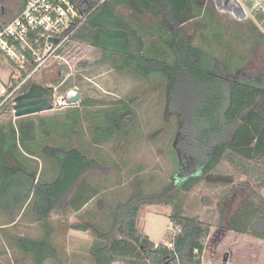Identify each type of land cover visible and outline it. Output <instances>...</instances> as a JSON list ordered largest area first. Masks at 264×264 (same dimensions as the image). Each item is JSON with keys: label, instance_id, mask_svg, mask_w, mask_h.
<instances>
[{"label": "trees", "instance_id": "16d2710c", "mask_svg": "<svg viewBox=\"0 0 264 264\" xmlns=\"http://www.w3.org/2000/svg\"><path fill=\"white\" fill-rule=\"evenodd\" d=\"M75 1L84 19L56 54L72 43L93 48L100 53L97 64L107 63L117 73L161 89L166 110L178 121L174 149L178 169L170 182L146 193L143 181L136 177L137 169L129 196L107 209L105 227L91 220L70 225L92 236L87 249L92 263L200 264L210 227L198 216L183 214L181 195L206 181L222 160L246 164L261 177L253 187L244 185L245 194L231 212L221 203L217 227L264 241L260 194L264 189V73L245 74L248 53L237 47L231 50L229 26L217 19L212 0ZM25 4L26 0H0V27L19 15ZM254 18L264 27L260 11H255ZM232 23L250 34L243 44L252 40L264 44L254 21ZM7 61L19 75L11 79L8 92L22 84L7 99L0 96V116L8 115L0 120V211L8 215L9 224L20 214H29L41 228V236L2 230L1 236L13 250L16 264L24 258L31 264H63L53 245L51 216L77 213L98 196L99 189L92 188L88 179L94 173H106L108 164L100 147L114 140L125 142L131 134L133 141L140 135L133 109L136 98L102 109H88L96 103L84 98L60 114L14 118V99L34 85L26 77L35 64L29 54L22 66ZM64 77L51 82L57 84ZM66 84L59 92L71 87ZM84 119L87 131L82 127ZM160 130L150 138L158 137ZM151 205L171 209L170 226L179 228L168 239L172 250L166 243L141 245L146 237L138 230L137 220L140 208Z\"/></svg>", "mask_w": 264, "mask_h": 264}, {"label": "rangeland", "instance_id": "374dc122", "mask_svg": "<svg viewBox=\"0 0 264 264\" xmlns=\"http://www.w3.org/2000/svg\"><path fill=\"white\" fill-rule=\"evenodd\" d=\"M212 6L214 8L213 3ZM216 12L217 19L229 26L227 39L232 41L231 50L237 47L240 51L248 53L245 74L253 77L263 74L264 44L255 40L249 41V44H243L244 41L249 40L248 31L235 26L232 22L236 20L230 14ZM247 20L241 22L245 23ZM260 27L262 26H257L263 36ZM236 36H238V40ZM99 60L100 53L98 51L86 45L72 43L62 54L49 58L31 80L34 84L41 83L44 87L56 89L55 96L52 97L53 110L42 112L39 116L63 113L67 109L77 106L80 99L84 98L96 103L89 106L88 109H102L112 106L116 101L136 98L133 102V109L138 119L140 135L133 141L131 134L125 142L114 140L102 145L100 154L108 164L106 173H97V176L92 179L93 184L99 181L101 188L105 190L100 193L98 202L93 205L97 208L100 206L103 210L104 213L97 222L100 226L105 227L108 222L105 213L107 208L129 196L133 171L139 169L136 177L143 181V191L146 193L157 191L172 180L178 169L174 163L178 121L166 110L161 89L153 90L152 87H149L150 85L141 83L127 74L117 73L107 63L97 64L96 62ZM79 63L86 64L80 66ZM59 66L65 67V69H60ZM10 72L16 77L19 76L4 57L0 56V90L1 88L6 89ZM63 74L65 77L61 82L57 84L51 82ZM68 76L71 78L65 82ZM65 84L66 87L71 85L68 90L73 91L74 95L76 92L79 94L78 101L69 103V98L66 95L68 90L59 92V89L65 87ZM7 118L8 115L0 116V120ZM82 127L84 131H87V119L83 120ZM159 129H161L159 136L151 139V134ZM84 138L86 141L89 140L88 133ZM259 177H261L260 172L249 168L246 164L234 165L229 160H222L206 181L197 184L189 193L181 195L183 214L198 216L203 223L210 227L209 235L204 240L205 249L200 258V264H264V241L250 236L222 232L217 227L221 203H226L228 211L231 212L245 194L244 185L255 186V181ZM260 194L264 198V189ZM167 209L163 206L140 208L137 227L141 234L144 231L148 235L146 237L142 234L146 239L150 238L151 242L164 244L168 242L171 226L168 223V218L163 215L167 214ZM148 210L159 213L148 216L145 214ZM8 219V215L0 211V224ZM79 220L89 221V218L85 213L80 214L79 218L71 213H53L51 216V222L58 230L71 224H77ZM19 223L30 225L28 236L40 235L39 229L35 228L36 226L28 214H24ZM78 235L85 239L73 238V249L69 247L66 250V244L63 241L64 235L57 234V244L60 248L65 249L64 262L66 264H93L87 255L86 248V245L88 247V243L93 240L92 236L88 233H78ZM2 240L4 242L0 240V253L3 251V256L0 254V262L4 264L7 261L8 264V257L12 258L14 253L10 247L6 246L5 240ZM224 256L227 258L226 262H223ZM113 264L125 263L115 262Z\"/></svg>", "mask_w": 264, "mask_h": 264}, {"label": "built area", "instance_id": "2783aa9c", "mask_svg": "<svg viewBox=\"0 0 264 264\" xmlns=\"http://www.w3.org/2000/svg\"><path fill=\"white\" fill-rule=\"evenodd\" d=\"M212 3L215 11L230 14L238 22L250 18L259 26L254 18L255 11H260L264 17V0H212ZM83 19L75 0H26L23 11L6 26L0 27V52L19 66L23 65L29 54L35 66L26 79L32 78L49 58L58 56L57 51ZM262 27L260 30L264 36ZM18 77L13 76V79L17 80ZM10 85L0 90V95L6 96V99L20 86L8 92ZM55 93L56 89L52 88V97ZM66 93L67 98L74 96L71 90ZM178 231L179 228L171 227L169 237ZM166 244L168 249H173L172 242Z\"/></svg>", "mask_w": 264, "mask_h": 264}, {"label": "crops", "instance_id": "0c3cea01", "mask_svg": "<svg viewBox=\"0 0 264 264\" xmlns=\"http://www.w3.org/2000/svg\"><path fill=\"white\" fill-rule=\"evenodd\" d=\"M2 57H4V59L6 60V62L8 63V61H7V58L4 56V55H1ZM16 71V73L18 74V71L17 70H15ZM13 74L10 72L9 73V77H8V83H7V87L10 85V83H11V79H13ZM6 87V88H7ZM1 96V95H0ZM40 114V113H39ZM95 176H97V173H94L93 175H92V177L91 178H89L88 179V183H89V185L92 187V188H96V189H99V193H98V196L96 197V198H94L93 200H91L90 202H88V204H86L79 212H77V213H71V215H73V216H77V218H79V216H80V214H84L85 213V215L89 218V220H91V221H94V222H97L98 220H99V218L103 215V210L100 208V206H98V208L97 207H93V205L96 203V202H98L97 200H98V198H99V196H100V193L101 192H103V191H105L104 189H102L101 188V186H100V184H99V181L97 182V183H92V179L95 177ZM104 177V176H103ZM151 206H162V205H151ZM151 206H149V207H151ZM95 208V209H93V208ZM163 207H167L168 209V211H167V214H163L165 217H167L168 218V215H169V213H170V207H168V206H163ZM109 208V207H108ZM107 208V209H108ZM107 211V210H106ZM106 213V212H105ZM157 213H159V212H155V211H152V210H148V211H146V215H148V216H154V215H158ZM29 215V214H28ZM23 215L22 214H20L19 216H18V218L15 220V222L13 223V224H9V222L8 221H6V222H4V223H1L0 224V229L3 231V232H5V233H10V234H18V235H24V236H28V231H29V224L28 223H19V221H20V219H21V217H22ZM32 222L35 224V228H38L39 229V231H40V235L39 236H35V237H33V238H37V237H40L41 236V228L39 227V225L36 223V222H34L33 220H32ZM168 223H169V220H168ZM53 224V223H52ZM169 225H170V223H169ZM53 227H54V234H53V245H54V247H55V249H56V251L58 252V254H59V257L62 259V261H63V264H66L65 262H64V259L63 258H65V249H62V248H60L59 247V245L57 244V234L58 233H62L63 235H64V239H63V241L65 242V244H66V250H67V248H69V247H71V249H73L72 247H73V238H84V237H81V236H79L78 235V233H87V232H80V231H77V230H73V229H71L70 228V225H68V226H66V228H64V229H57L56 227H55V225L53 224ZM138 228V227H137ZM139 230V229H138ZM1 231H0V240L1 241H3L2 239V236H1ZM74 234H77V235H74ZM142 234H144L146 237L148 236L144 231L142 232ZM30 237H32V236H30ZM149 238V237H148ZM85 239V238H84ZM149 240V242H151V240H150V238L148 239ZM93 241V240H92ZM92 241L90 242V243H88V247H87V245H86V248L88 249L89 247H90V245H91V243H92ZM4 242V241H3ZM151 243H154V244H158L159 242H151ZM72 246H71V245ZM7 249V248H6ZM64 252V253H63ZM0 254H2V256H3V251H2V253H0ZM88 255V254H87ZM88 257H89V255H88ZM9 258V262H8V264H16L13 260H12V258L11 257H8ZM17 258H21L20 256H18ZM90 258V257H89ZM4 264H7V261H5V263ZM17 264H31V262L28 260V259H20V261H19V263H17ZM44 264H56V263H54V262H52V261H46Z\"/></svg>", "mask_w": 264, "mask_h": 264}, {"label": "water", "instance_id": "95a60500", "mask_svg": "<svg viewBox=\"0 0 264 264\" xmlns=\"http://www.w3.org/2000/svg\"><path fill=\"white\" fill-rule=\"evenodd\" d=\"M55 43L56 40H53ZM79 94L76 92L75 95L68 99L69 103L78 101ZM53 110L52 95L50 94V88L41 85H31L29 89L15 97L13 103V116L14 118H20L39 114L46 111ZM141 245L148 247L150 242L148 239L143 238ZM226 256L223 257V262H226Z\"/></svg>", "mask_w": 264, "mask_h": 264}]
</instances>
